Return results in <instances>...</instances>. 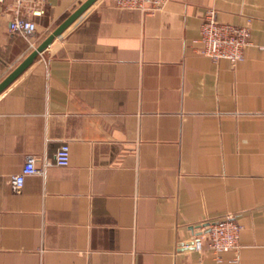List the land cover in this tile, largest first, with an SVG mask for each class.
Here are the masks:
<instances>
[{
	"label": "crops",
	"instance_id": "1",
	"mask_svg": "<svg viewBox=\"0 0 264 264\" xmlns=\"http://www.w3.org/2000/svg\"><path fill=\"white\" fill-rule=\"evenodd\" d=\"M84 0H45L35 47ZM0 0V81L34 48ZM243 59L197 53L203 12ZM69 145L66 166L9 178ZM231 215L237 250L183 248ZM0 264H264V0H95L0 91Z\"/></svg>",
	"mask_w": 264,
	"mask_h": 264
},
{
	"label": "built area",
	"instance_id": "2",
	"mask_svg": "<svg viewBox=\"0 0 264 264\" xmlns=\"http://www.w3.org/2000/svg\"><path fill=\"white\" fill-rule=\"evenodd\" d=\"M116 4L125 8H140L154 10L163 0H115ZM45 0H12L13 16L9 21V30L23 36L29 46L35 48L34 32L36 29L33 16L44 12ZM250 27L220 22L213 9L203 12L199 30V48L197 53L207 56L213 61L227 59L236 63L243 59V49L249 43ZM69 145L62 143L52 159L41 160L36 164L34 156L26 157L21 170L9 178L11 188L19 192L27 175L43 173L51 165L66 166L69 163ZM240 225L231 215L218 218L200 225L193 230L188 241L181 246L187 249L202 251L211 250L215 256L227 250H237L239 243Z\"/></svg>",
	"mask_w": 264,
	"mask_h": 264
},
{
	"label": "water",
	"instance_id": "3",
	"mask_svg": "<svg viewBox=\"0 0 264 264\" xmlns=\"http://www.w3.org/2000/svg\"><path fill=\"white\" fill-rule=\"evenodd\" d=\"M95 0H84L73 12L68 14L13 70L0 81V91L3 90L14 78H16L35 59L38 53L43 51L71 22H73Z\"/></svg>",
	"mask_w": 264,
	"mask_h": 264
}]
</instances>
